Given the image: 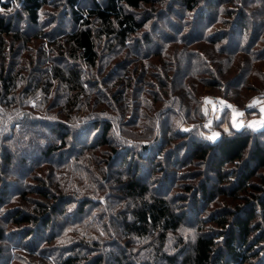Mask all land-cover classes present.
Wrapping results in <instances>:
<instances>
[{"label": "rangeland", "instance_id": "rangeland-1", "mask_svg": "<svg viewBox=\"0 0 264 264\" xmlns=\"http://www.w3.org/2000/svg\"><path fill=\"white\" fill-rule=\"evenodd\" d=\"M13 4L5 12L13 13L15 31L23 37L0 35V73L7 88L0 89V264H54L86 239L97 245L87 252L118 255L132 264L152 261L151 239L128 234L121 223L130 219L133 202L124 203L119 182L133 163L140 164L150 190L163 193L177 210L191 207V194L206 180L209 189L212 185L211 200L201 196L197 202L202 220L188 216L169 232L164 253L189 245L201 230L217 232L215 212L243 205L255 190L232 192L230 186L254 146L239 163L224 166L225 175L182 146L193 137L213 143L242 132L264 147V0H196L192 9L185 0H145L126 8L143 26L124 45L104 37L93 22V66L71 53L64 0H46L37 26L23 20L17 0ZM60 72L71 81L77 76L80 105L73 107L76 89L58 78ZM95 120L101 129L94 128ZM58 124L70 129L63 146L61 133H54ZM105 124L111 127L101 139ZM179 128L190 130V137L179 139ZM213 133L218 135L210 139ZM49 148L55 152L43 156ZM161 149L162 165L152 169L148 157ZM128 154L127 168L120 162ZM5 157L14 164L7 165ZM251 183L264 184V167ZM44 192L69 202L55 198L62 212L51 215L49 238L32 246L21 238L30 223L11 218L49 203ZM86 202L79 214L77 207ZM103 264H115L113 256Z\"/></svg>", "mask_w": 264, "mask_h": 264}, {"label": "trees", "instance_id": "trees-1", "mask_svg": "<svg viewBox=\"0 0 264 264\" xmlns=\"http://www.w3.org/2000/svg\"><path fill=\"white\" fill-rule=\"evenodd\" d=\"M21 7L23 20L32 26L39 24V11L46 0H17ZM69 8V18L71 28L67 33V42L71 53L79 54L83 61L90 66H93L96 61L95 50V35L93 22L98 23L97 29L106 38H113L120 45H124L129 37L135 35L143 26L142 20H138L132 12L126 8H138L141 2L145 0H90L88 5H83L81 0H64ZM189 9L194 8L196 0H185ZM13 0H0V35L15 34L19 39L23 35L17 34L13 24L14 16L9 15L5 11L13 7ZM15 18H17L15 16ZM243 20L242 17H239ZM247 24H242L243 26ZM250 33V29H249ZM75 72V71H74ZM71 78L76 77L71 81L60 72L58 78L66 80V84L71 81L76 93L72 100L73 107L80 105L79 95L82 88L75 74ZM212 80V79H211ZM0 82H5V77L0 73ZM77 82V85H76ZM213 85L218 84L219 80H212ZM6 84H0V89ZM2 91L0 90V97ZM72 106V105H71ZM99 121V120H98ZM94 122V128L101 129L100 123ZM110 125L105 124L100 132V137L103 139L110 130ZM93 128V129H94ZM190 130H180L176 132L179 139L190 137ZM55 134L61 133V146L68 140L70 129L61 124L57 125L54 131ZM234 133L224 137H218L213 143L203 142L195 137L187 139L184 147L190 151V156L196 159H207L212 168L218 175H225L224 166L230 163H239L249 147L254 146L249 151V158L243 161V166L238 171H235L236 177L234 182H231L233 191L240 190L244 193L246 190L255 189L245 196V203L237 205L229 212L219 211L212 216V220L218 225V231H199L193 242L189 245L180 244L175 253H164L163 247L169 232L177 231L184 223L188 216H194L196 222H200L201 217L197 216L199 207L197 202L204 197L211 200L213 192L212 185L209 189L208 181L206 180L201 187L191 194L193 204L186 209H175L172 203L166 198L163 193L153 192L148 181L141 177V166L138 163H133L131 170H128L125 180L119 182L120 195L124 198V203H130L129 212L130 219L121 222L124 225L125 231L128 234L137 235L139 237L150 238L149 241L155 250L152 261L144 260L139 264H151L153 262L163 261V264H264V184H253L251 178L257 176V171L264 167V147L258 141H254L250 134ZM153 136V135H152ZM251 145V146H250ZM58 147V146H57ZM147 149L148 146L144 145ZM55 151L49 148V151L43 152V156H48ZM162 149L156 153V157L150 156L149 161L155 169L162 165L160 161ZM18 155V154H17ZM20 157V156H19ZM130 154L122 158L121 166L132 164ZM7 165H13L14 161L5 157ZM22 162V161H21ZM132 167L135 169L132 170ZM130 168V167H129ZM209 180V179H208ZM235 183V184H234ZM217 190H220L219 186ZM230 188V187H229ZM159 193V194H158ZM236 194V193H234ZM44 197L51 198L49 203H40L35 206V212L23 213L16 212L12 216L16 223H30L29 228H23L22 241L25 239L32 246L38 245V242H44L49 238V229L53 224L51 215L55 212H62V208L58 205L62 196H56L43 193ZM55 198H59L57 201ZM122 203V204H124ZM85 206L89 203L79 205L78 213L85 211ZM180 207V206H177ZM118 216H116L117 218ZM119 218V217H118ZM125 217H123L124 219ZM114 223V221H113ZM116 224V223H115ZM257 232V235L254 233ZM255 235V236H254ZM3 236L0 231V239ZM40 242V243H41ZM22 242L21 244H23ZM96 241L90 239L87 241H77L73 248L61 255L54 264H103L108 256H113L115 264H132V260L124 262L119 259L118 255L92 253L87 252V249L94 250L97 248ZM2 249L0 248V252ZM107 256V257H106ZM256 258V259H255Z\"/></svg>", "mask_w": 264, "mask_h": 264}, {"label": "snow or ice", "instance_id": "snow-or-ice-1", "mask_svg": "<svg viewBox=\"0 0 264 264\" xmlns=\"http://www.w3.org/2000/svg\"><path fill=\"white\" fill-rule=\"evenodd\" d=\"M9 11H11V9H9ZM218 135V133H213L211 137H209L210 139H215L216 136Z\"/></svg>", "mask_w": 264, "mask_h": 264}]
</instances>
